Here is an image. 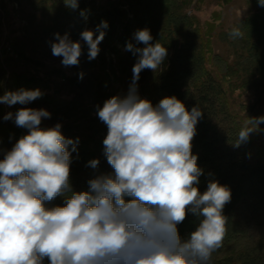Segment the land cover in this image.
I'll return each instance as SVG.
<instances>
[{"label": "clouds", "instance_id": "obj_1", "mask_svg": "<svg viewBox=\"0 0 264 264\" xmlns=\"http://www.w3.org/2000/svg\"><path fill=\"white\" fill-rule=\"evenodd\" d=\"M77 9L79 0H65ZM264 7V0H258ZM81 16L87 19L86 11ZM107 21L96 35L84 30L80 36L88 46V59L99 54ZM55 35L54 57L63 66H77L82 45L68 33ZM231 35H242L233 29ZM137 44L126 50L137 56L132 81L125 96L107 99L97 106V115L107 126L104 155L114 170L88 181V190H72L71 153L79 138H66L62 125L40 127L51 113L43 108L21 107L3 120H14L27 129L0 159V264H209L211 254L222 246L227 217L223 209L231 190L209 180L199 190L204 174L192 154L196 125L203 116L197 106L191 111L175 96L153 105L138 93L142 70L156 72L164 63L167 48L153 39L149 29L134 33ZM83 78V73L79 74ZM43 95L40 89L6 91L0 104L27 105ZM264 116L248 117L238 132L236 147L259 130ZM71 146V150H69ZM99 159L88 166L97 169ZM71 193L70 196H65ZM63 196V206L46 202ZM202 216L188 240H182L177 225L188 212Z\"/></svg>", "mask_w": 264, "mask_h": 264}, {"label": "trees", "instance_id": "obj_2", "mask_svg": "<svg viewBox=\"0 0 264 264\" xmlns=\"http://www.w3.org/2000/svg\"><path fill=\"white\" fill-rule=\"evenodd\" d=\"M14 1L26 2L32 8V19L44 32L53 37L68 33L82 45L79 64L70 66L71 75L57 72L76 88L71 100L48 94L49 82L34 75L12 73L6 78L0 58V95L21 88L40 89L43 95L30 102L31 106L51 107L61 118L62 134L73 140L79 138L77 151L71 153L72 190L87 191L90 179L114 172L104 155L103 140L108 130L98 118L97 106L103 107L113 96L127 94L138 57L127 51L126 45L144 47L136 43L134 33L147 28L153 37L151 43L166 47L168 55L156 72L142 70L137 82L140 97L156 105L165 97L175 96L187 110L197 106L203 111L192 141V154L198 157L197 164L204 172L199 190L203 193L209 180L231 190V200L223 209L226 233L209 264H264V123L247 142L235 146L248 117L264 116V7L258 0H245L251 8L248 15L219 33V17L202 24L187 12L194 0H79L77 9L67 7L65 0ZM81 11H86L87 19ZM101 21L109 26L98 56L89 60L88 46L80 34L87 29L98 35L96 28ZM233 29L242 35L233 37ZM216 36L222 44L220 53L215 49ZM9 51L25 57L15 44ZM109 56L117 63H108ZM116 83L124 85L125 92L115 88ZM237 90L253 92L255 102L236 103L232 97ZM6 109L0 104V159L28 131L17 127L14 120H3ZM92 159H99L97 169L88 166ZM64 203V197L59 196L46 206ZM202 219L189 211L184 222L177 225L181 239L188 240ZM43 264H49L47 258Z\"/></svg>", "mask_w": 264, "mask_h": 264}, {"label": "rangeland", "instance_id": "obj_3", "mask_svg": "<svg viewBox=\"0 0 264 264\" xmlns=\"http://www.w3.org/2000/svg\"><path fill=\"white\" fill-rule=\"evenodd\" d=\"M250 10L245 0H194L187 12L196 16L202 24L211 22L214 16L219 17L220 21L217 22L219 33L229 30L232 25L245 18ZM32 15L33 10L26 2L0 0V58L6 70V78H9L12 73L34 75L49 82L50 89L46 91L48 94L71 100L77 92L76 88L68 85L63 81V76L57 74L62 70L70 76V66H63L62 57L52 55L50 45L51 42H55V37L44 32L32 19ZM214 42L217 53L222 52V44L217 36ZM13 44L25 54V57H18L15 52L9 51ZM111 60L117 63L116 58L109 56L107 62L110 63ZM120 84L116 83L115 88L123 93L126 87ZM230 91H232L231 88ZM232 98L236 103L242 101L254 103L256 100L253 92L241 90L234 91ZM21 107L43 108L49 111L51 117L42 119L40 125L42 128H49L60 123V116H57L51 107L45 105L38 107H32L30 103L16 104L11 107L6 105V114L15 113Z\"/></svg>", "mask_w": 264, "mask_h": 264}]
</instances>
